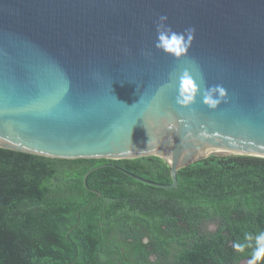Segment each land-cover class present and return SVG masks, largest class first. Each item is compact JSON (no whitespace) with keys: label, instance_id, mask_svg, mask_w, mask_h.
<instances>
[{"label":"water","instance_id":"obj_1","mask_svg":"<svg viewBox=\"0 0 264 264\" xmlns=\"http://www.w3.org/2000/svg\"><path fill=\"white\" fill-rule=\"evenodd\" d=\"M161 15L176 31L195 28L186 57L154 47ZM184 68L222 85L226 101L178 105ZM0 147L158 156L170 184L126 174L163 188L209 155L264 157V0H0Z\"/></svg>","mask_w":264,"mask_h":264},{"label":"trees","instance_id":"obj_2","mask_svg":"<svg viewBox=\"0 0 264 264\" xmlns=\"http://www.w3.org/2000/svg\"><path fill=\"white\" fill-rule=\"evenodd\" d=\"M126 172L172 182L154 155L59 158L0 147V264H208L209 248L264 231V157L209 155L178 169L170 188ZM208 223L217 230L204 231ZM142 235L153 238L155 261ZM170 241L180 252L171 261Z\"/></svg>","mask_w":264,"mask_h":264},{"label":"clouds","instance_id":"obj_3","mask_svg":"<svg viewBox=\"0 0 264 264\" xmlns=\"http://www.w3.org/2000/svg\"><path fill=\"white\" fill-rule=\"evenodd\" d=\"M167 19L166 15H161L158 18L154 47L171 55L174 59L186 57L194 39L195 28L187 27L183 31H176L164 23ZM174 86L177 93L176 103L182 107H189L195 103L197 95H200L201 102L209 109L215 110L222 102L226 101L227 97V90L222 85H205L202 78L198 83L189 68H184L175 77ZM200 135H206V132L202 131ZM244 240V243H233L232 247L241 253L246 248L253 249L247 264H258L264 260V231H260L255 236L245 233ZM253 241L255 246H253Z\"/></svg>","mask_w":264,"mask_h":264},{"label":"flooded vegetation","instance_id":"obj_4","mask_svg":"<svg viewBox=\"0 0 264 264\" xmlns=\"http://www.w3.org/2000/svg\"><path fill=\"white\" fill-rule=\"evenodd\" d=\"M204 231H216L217 230V225L215 223H208L204 228ZM129 241L131 240V238H127ZM146 239V240H145ZM153 240V238H152ZM152 240L147 236V235H142L141 236V241L144 244H148L149 249H150V253L148 255L149 260L151 261H155L158 258V250L157 248H152ZM183 240V238H182ZM184 242V240H183ZM210 243H213L212 240H209ZM187 243L188 241L185 238V243L184 246L187 247ZM234 241L230 240L227 238L226 240V250H220L219 248L213 249V248H209L212 251V256H210L209 260H208V264H247V261L251 258L250 256H245L242 257L240 259H237V255L239 254V252L235 251L232 247ZM152 244V245H150ZM155 247V246H154ZM166 248H168V252H167V259L168 260H172L175 256H178V254H180V252L178 251V249H176V244L173 241H170L168 243V245L166 246ZM247 251H249L247 249ZM210 251H208L209 253Z\"/></svg>","mask_w":264,"mask_h":264}]
</instances>
